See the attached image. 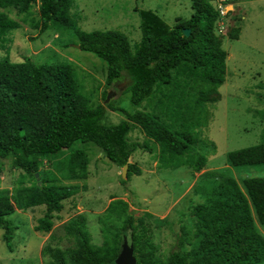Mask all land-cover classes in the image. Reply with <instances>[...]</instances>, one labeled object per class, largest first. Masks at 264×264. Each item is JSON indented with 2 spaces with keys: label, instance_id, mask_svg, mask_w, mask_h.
I'll return each mask as SVG.
<instances>
[{
  "label": "trees",
  "instance_id": "1",
  "mask_svg": "<svg viewBox=\"0 0 264 264\" xmlns=\"http://www.w3.org/2000/svg\"><path fill=\"white\" fill-rule=\"evenodd\" d=\"M72 5L73 0H0V34L20 25L9 18L7 9L30 17L36 6L38 17L30 19L33 28L40 32L49 27L72 30L81 50L93 53L106 63V85L112 86L125 73L130 80L131 104L139 106L145 102L154 114L128 112L113 108L110 103L91 105L69 64H39L30 59L12 62L2 58L0 173L2 161L12 159L14 167L36 180L39 156L54 155L81 142L96 146L120 167L128 164L126 178L130 173L140 174L137 165L128 162L132 153L143 147L128 139L135 126L158 146L160 166H187L194 173L204 169L205 156L190 148L195 137L183 127L186 118L181 124L173 115L179 116L182 109L190 111L194 105L215 101L217 89L225 81L228 53L216 33L219 13L215 5L208 0H191L190 18H176L173 26L150 9L140 10L141 38L134 50L126 35L119 31L79 29L70 14ZM184 28L190 29L188 36L183 34ZM240 30V26L232 28L229 37L238 38ZM152 95L156 96L152 98L156 105L150 102ZM107 108L121 111L125 120L104 123ZM164 117L173 118L176 123ZM177 123L181 124V130L176 129ZM88 163L84 149H73L65 162L64 180L86 179ZM227 163L233 167L264 164V143L228 152ZM204 173L219 179L210 190H197L203 200L191 207L192 238H187L188 232L182 229L165 261L154 255L143 216L135 222L128 202L113 199L98 217L103 234L101 245L91 242L86 218L78 214L63 225L74 245L62 249L45 244L42 254L49 257L47 264H114L124 235H129L137 264L264 262V236L256 225H264V177L245 178L241 187L232 176L216 171ZM78 190L77 184L46 180L41 184L20 182L11 190L0 189V228L6 247L12 250L17 228L7 219L10 215L17 210L44 206L34 230L48 233L55 219L61 218L64 201ZM185 245L189 248L184 249Z\"/></svg>",
  "mask_w": 264,
  "mask_h": 264
},
{
  "label": "rangeland",
  "instance_id": "2",
  "mask_svg": "<svg viewBox=\"0 0 264 264\" xmlns=\"http://www.w3.org/2000/svg\"><path fill=\"white\" fill-rule=\"evenodd\" d=\"M208 1L215 5V0ZM227 1L234 9L227 16L228 32L220 35L222 46L228 53L225 81L218 87L215 101L194 105L190 111L182 109L179 116L173 115L181 124L186 118L183 127L195 137L190 148L192 152L194 150L205 156V168L194 173L187 166H160L158 146L144 135L139 126L133 128L128 139L143 147L136 149L128 162L136 164L141 173H130L128 178L122 175L123 167L110 162L99 148L81 142L57 154L39 156L40 175L37 172L36 180L14 167L12 159H5L2 161L0 189L11 190L20 182L28 184L37 181L41 184L42 180H46L48 183L77 184L79 190L64 201L61 218L55 219L48 233L34 230L37 219L44 213V206L27 211L17 210L10 215L7 219L17 228L12 250L3 242V230L0 228V264H47L49 257L42 254L45 244L62 249L74 245L63 225L78 214L86 218L91 242L101 245L103 234L98 217L113 199L128 202L135 222L143 216L154 255L165 261L175 248L182 229L188 232L187 238H192L191 207L203 200L197 190H210L219 179L218 176L217 179L208 177L204 172L216 171L232 176L241 187L245 178L264 177V164L233 167L227 163L228 152L264 143V0ZM142 9L154 11L170 26L175 24L176 18L185 20L192 14L191 0H73L70 14L83 31L112 30L125 34L131 50H134L141 38L138 12ZM32 12V16L23 17L14 9L6 10L9 18L20 25L0 34V59L8 58L12 62L30 59L48 65L69 64L91 105L106 106L110 103L113 108L128 112L150 111L152 114L145 102L139 106L131 104L130 80L125 73L112 86H107L104 61L91 52L81 50L72 30L49 27L40 32L33 28L30 19L38 17L36 6ZM237 26L241 27L238 38L232 39L229 37L231 29ZM153 97L156 98L152 95L150 102L156 105ZM164 118L173 121V118ZM122 120L125 116L121 111L107 108L104 123L116 124ZM179 123L176 129L181 130ZM73 149H84L88 156L89 174L84 180H64L65 162ZM147 213L150 215L146 216ZM257 224L264 236V225ZM124 238L132 244L129 235H124L122 242ZM183 248L188 249L189 246Z\"/></svg>",
  "mask_w": 264,
  "mask_h": 264
},
{
  "label": "water",
  "instance_id": "3",
  "mask_svg": "<svg viewBox=\"0 0 264 264\" xmlns=\"http://www.w3.org/2000/svg\"><path fill=\"white\" fill-rule=\"evenodd\" d=\"M189 33H190V29L189 28H184L183 29V34L184 35L188 36ZM127 169H128V164H125L123 166V172H122L123 177L127 176L126 175L127 174ZM35 175L37 177L38 173H36ZM115 264H136V258L134 256L133 245L129 244L126 238H124V240L122 242L121 250H120L118 256L115 259Z\"/></svg>",
  "mask_w": 264,
  "mask_h": 264
},
{
  "label": "built area",
  "instance_id": "4",
  "mask_svg": "<svg viewBox=\"0 0 264 264\" xmlns=\"http://www.w3.org/2000/svg\"><path fill=\"white\" fill-rule=\"evenodd\" d=\"M215 7L219 13V18L216 23V33L225 35L228 32L227 16L231 11V7L227 0H215Z\"/></svg>",
  "mask_w": 264,
  "mask_h": 264
},
{
  "label": "crops",
  "instance_id": "5",
  "mask_svg": "<svg viewBox=\"0 0 264 264\" xmlns=\"http://www.w3.org/2000/svg\"><path fill=\"white\" fill-rule=\"evenodd\" d=\"M228 3H229V2H228ZM214 4H215V3H214ZM229 6L231 7V9H234L231 3H229ZM155 165L157 166V164H155ZM256 225H258V224H256Z\"/></svg>",
  "mask_w": 264,
  "mask_h": 264
}]
</instances>
